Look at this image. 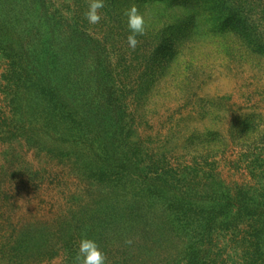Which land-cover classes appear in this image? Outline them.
<instances>
[{
  "label": "trees",
  "instance_id": "1",
  "mask_svg": "<svg viewBox=\"0 0 264 264\" xmlns=\"http://www.w3.org/2000/svg\"><path fill=\"white\" fill-rule=\"evenodd\" d=\"M75 1L71 9L62 0H0V155L7 162L0 164V264H79L82 238L99 244L107 264H264L261 106L243 112L228 95H187L184 106L195 103L202 125L176 127L172 157L183 162L165 155L162 164H141L142 143L124 139L127 185L100 182L103 201L93 199L96 180L84 179L81 168L58 177L23 163L26 150L62 164L78 145L97 142L100 127L127 129L131 138L138 98L154 80L165 83L166 96L192 82L206 85L211 60L250 42L247 21L224 0H106V19L95 25L84 16L89 0ZM133 5L146 27L138 41L158 39L157 71H142L147 59L133 51L137 64L127 67L125 45L111 47L105 36L115 26L129 35ZM250 50L264 57V48ZM42 188L56 189L54 199L29 208Z\"/></svg>",
  "mask_w": 264,
  "mask_h": 264
},
{
  "label": "rangeland",
  "instance_id": "2",
  "mask_svg": "<svg viewBox=\"0 0 264 264\" xmlns=\"http://www.w3.org/2000/svg\"><path fill=\"white\" fill-rule=\"evenodd\" d=\"M62 2L65 7L70 6L71 9L76 7L75 0H62ZM224 2L228 4V9L232 10L233 14L239 16L238 19L241 22L247 21L249 30L246 35L250 39V42L241 44L232 57L211 60L208 70L209 77L206 83L204 82L206 85L203 84L202 80L199 83L192 82L191 86L183 85V87H189L188 90H177L178 93L172 91L166 96L163 93L165 83L156 79L153 81V87L146 91L148 94L142 98H138L140 100V110L135 116L133 130L129 133L131 138L127 137V129L125 132L116 131V129H108L103 132V129L100 127L96 134L97 142L88 144L86 142L84 145H78L76 155L68 157L62 164L47 158L45 154H37L36 152H28L26 150L23 151V163L29 164L32 169L52 168L59 175L58 177H61L63 174H70L68 167L81 168L86 172L83 176L84 179L90 182L92 181L91 179L96 180L93 184L95 188L92 191L94 192L93 199H101L103 201V197H105L103 189L101 192L98 190L102 187L100 182L106 184L107 180H109L121 183V185H127V158L123 156L127 148L122 145L124 139H130L136 145L142 143L143 152H140V157L137 159V161L142 159L141 164H162V161H164L162 157L165 155H169L167 161L171 160V164H176L179 161L183 162L180 159L181 154L175 159V156L179 154V150L176 149V144H178L176 138H178L177 131L179 128L176 129V127H180L181 129L186 127L193 130L195 127L200 128L202 125L197 119L198 116L194 113L198 111L195 103L193 104L192 102V106H184L188 102L187 95H194L192 93L203 97L228 95L232 97L234 103H237L239 106H245L243 107V112L246 111V107L249 105L251 107L254 105L257 107L261 106L264 110V57L257 58L256 55L254 57L253 51L250 50V48L255 50L264 48V0H224ZM102 15L103 12H101V17ZM102 19H106V16H103ZM113 33L108 31L105 36L109 42L112 41L111 47L113 41H119L121 44L123 43L127 46V48L125 46L120 47L123 50L121 51L122 53L126 54L127 52V67L137 64L129 56L130 51H133L145 56L147 59L143 63L139 61V64L142 63V71L146 72L149 67H152L154 71L160 69L159 63L154 62L156 58L153 54L155 49L152 44L158 41V39L154 40L149 39L148 36H143L133 50L126 43L128 37L126 33L116 26ZM237 42H241V40ZM251 42H255L256 44L253 45ZM147 56H149V59ZM149 62H154V64L148 66ZM219 64L220 66H218ZM137 76L141 77L144 87H147L149 82H145L142 77L143 75L137 74ZM136 97L135 95L134 99ZM132 109H135L134 105ZM190 116L193 118L190 119ZM217 127L222 133H227V124H218ZM172 130L175 131V134H173ZM167 139H171L172 141L169 149L163 146ZM195 139H198V137ZM171 148V151L166 152ZM20 150L22 148L18 147L16 152ZM173 152H175L174 157H172ZM4 156V154L0 155L1 165L7 164L3 160ZM219 157L221 158V155ZM14 162L18 163L16 160ZM134 163L138 164L136 161ZM220 164H224L223 160H221ZM71 171L75 173L73 172L74 170ZM107 172L111 176L108 179ZM73 179L76 180L75 178ZM86 184L87 182L82 180V186ZM34 195L28 205L29 208H33L39 198L48 203L52 202L56 195V189L54 192H51V190H44L42 188Z\"/></svg>",
  "mask_w": 264,
  "mask_h": 264
},
{
  "label": "clouds",
  "instance_id": "3",
  "mask_svg": "<svg viewBox=\"0 0 264 264\" xmlns=\"http://www.w3.org/2000/svg\"><path fill=\"white\" fill-rule=\"evenodd\" d=\"M105 7V0H89L88 9L84 13L85 19L91 25L98 24L101 20L100 10ZM129 35L128 47L135 49L138 44L137 37L143 35L146 27L143 16L133 5L126 13ZM129 243H131L129 241ZM77 260L79 264H107L106 255L94 239L82 238L79 242Z\"/></svg>",
  "mask_w": 264,
  "mask_h": 264
}]
</instances>
